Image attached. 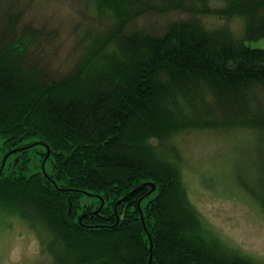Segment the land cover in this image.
Wrapping results in <instances>:
<instances>
[{
  "label": "trees",
  "instance_id": "trees-1",
  "mask_svg": "<svg viewBox=\"0 0 264 264\" xmlns=\"http://www.w3.org/2000/svg\"><path fill=\"white\" fill-rule=\"evenodd\" d=\"M34 2L0 0V220L26 222L34 264H264L206 229L179 147L242 131L264 216V0H83L73 30Z\"/></svg>",
  "mask_w": 264,
  "mask_h": 264
},
{
  "label": "rangeland",
  "instance_id": "rangeland-1",
  "mask_svg": "<svg viewBox=\"0 0 264 264\" xmlns=\"http://www.w3.org/2000/svg\"><path fill=\"white\" fill-rule=\"evenodd\" d=\"M28 6L29 19L48 20L55 27L65 19L66 26L74 23L72 30L81 21V15L75 10H84L83 0H35ZM213 18L218 20L209 16L206 21L212 22ZM67 33L71 34L70 30H65ZM72 41L63 44L61 58L66 67L75 60L70 55L75 46ZM247 44L264 47V38L249 40ZM184 134L179 146L185 160L184 181L206 229L242 252L264 260V216L235 176L238 174L237 164L245 163L247 169V165H252L250 159L256 161L253 157L256 145L248 137L242 138V131L217 135L209 130H192ZM41 249L26 222L12 216L1 218L0 264H34L44 257Z\"/></svg>",
  "mask_w": 264,
  "mask_h": 264
},
{
  "label": "water",
  "instance_id": "water-1",
  "mask_svg": "<svg viewBox=\"0 0 264 264\" xmlns=\"http://www.w3.org/2000/svg\"><path fill=\"white\" fill-rule=\"evenodd\" d=\"M8 158V155L5 157V161H6V159ZM152 245V244H151ZM152 257H153V255H151V259H150V261H152Z\"/></svg>",
  "mask_w": 264,
  "mask_h": 264
}]
</instances>
